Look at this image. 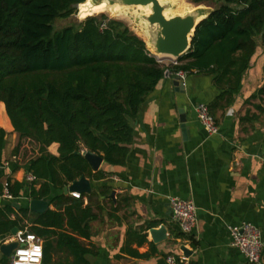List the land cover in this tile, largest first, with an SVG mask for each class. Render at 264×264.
Instances as JSON below:
<instances>
[{
  "label": "trees",
  "instance_id": "trees-1",
  "mask_svg": "<svg viewBox=\"0 0 264 264\" xmlns=\"http://www.w3.org/2000/svg\"><path fill=\"white\" fill-rule=\"evenodd\" d=\"M193 2L220 5L199 22L178 64L164 67L123 22L104 15L54 31V21L74 15L84 0H0V102L19 141L28 140L37 150L27 163L26 172L34 177L27 198L48 200L53 207L36 214L27 207L0 205V236L27 227L42 240V264H92L89 258L97 252L90 244V224L107 203L118 212L121 200L110 198L109 186L79 199L62 193L81 176L96 182L106 178L103 171L93 172L82 153H95L111 166L124 165L133 141L130 122L166 72L211 76L219 90L208 107L212 116L232 103L256 53L257 38L264 48V0ZM245 104L256 112L253 118L264 115V82ZM5 137L0 129V167ZM52 144L58 145V156L47 151ZM25 187L7 178L0 181V197L6 190L17 199ZM155 226L129 231L122 250L141 256L127 245L146 243V230ZM0 264H8L5 256Z\"/></svg>",
  "mask_w": 264,
  "mask_h": 264
},
{
  "label": "crops",
  "instance_id": "crops-1",
  "mask_svg": "<svg viewBox=\"0 0 264 264\" xmlns=\"http://www.w3.org/2000/svg\"><path fill=\"white\" fill-rule=\"evenodd\" d=\"M257 43L239 93L230 105L222 104L213 114L218 126L216 134L210 135L201 127L194 110L198 103L209 107L218 96L211 76L188 74L181 81L182 90H175L174 75L168 73L148 96L138 117L130 122L133 141L124 165L111 166L103 161L97 171L105 172L106 178L90 181L92 191L109 186L114 192L110 198L121 200L118 212H112L107 203L99 219L90 224V244L97 252L96 257L89 258L92 264H167L166 257L181 255V247L191 251L186 257L190 264H248L242 253L231 246L228 231L242 223L259 230L264 264V115L253 118L256 112L245 104L264 82V48L259 40ZM180 112L188 126L185 134ZM0 129L6 133L0 181L5 183L10 178L26 186L17 199L1 196L0 205L18 203L28 208L31 199L27 198L30 183L26 181V168L37 155L36 147L28 140L19 141L2 102ZM24 148H32L35 153L21 164ZM47 151L58 156V145H50ZM170 197L193 201L197 217L194 239L182 235L172 219ZM123 198L129 201L124 202ZM48 209L53 207L48 205ZM149 223L156 226L146 230L147 242L138 246L134 240L127 245L141 256L128 255L122 250L127 248L128 232H142ZM160 226L166 229V238L154 242L149 231ZM7 235L0 236V245ZM1 256L0 253V259Z\"/></svg>",
  "mask_w": 264,
  "mask_h": 264
},
{
  "label": "water",
  "instance_id": "water-1",
  "mask_svg": "<svg viewBox=\"0 0 264 264\" xmlns=\"http://www.w3.org/2000/svg\"><path fill=\"white\" fill-rule=\"evenodd\" d=\"M106 1L107 5H117L120 7H136L144 8L149 7L150 13L145 16V22L149 31V48L147 50L153 56L159 58H172L179 59L187 53L190 48L191 38L194 35L195 29L199 22L207 17L210 11L206 12L204 9H197L187 14L175 15L167 17L166 6L162 5L159 0H101ZM100 1V2H101ZM98 2V3H100ZM97 3V4H98ZM168 76V73H165ZM175 90H182L184 87L183 82L178 80L173 81ZM180 116V123L182 133H187V124L185 116L182 112ZM83 158L87 161L90 168L95 172L99 169L103 162L102 157L99 155L84 151L82 153ZM90 181L81 176L78 180L73 181L70 185L63 187V194L78 193L89 195L91 193ZM114 196V192L111 193V197ZM49 202L47 200L31 199L28 203V209L32 213L42 214L48 209ZM12 206L16 209L20 208L18 203H12ZM19 231L18 228H13L10 232L11 235H15ZM151 239L154 242L164 241L166 238V229L163 226L158 229H151L149 231ZM17 247L16 242H10L8 244L0 245V253L10 258L12 251ZM181 251L185 257L191 255V251L184 247H181Z\"/></svg>",
  "mask_w": 264,
  "mask_h": 264
},
{
  "label": "built area",
  "instance_id": "built-area-1",
  "mask_svg": "<svg viewBox=\"0 0 264 264\" xmlns=\"http://www.w3.org/2000/svg\"><path fill=\"white\" fill-rule=\"evenodd\" d=\"M151 54V53H150ZM152 55V54H151ZM157 62L164 67L177 65V60L172 58H159L154 56ZM168 73V72H166ZM174 79L184 81L186 73L178 71L173 74ZM195 115L201 127L210 135L216 134L218 126L214 117L210 114L209 108L204 103H198L195 106ZM34 180L32 175L26 176V181L31 183ZM73 198L79 199L80 194L71 193ZM4 196L12 199L6 193ZM168 208L174 222L177 223L182 235L190 239L195 238L197 231L196 207L192 200H182L176 197L168 198ZM229 237L231 246L238 249L245 257L248 264H261L262 242L260 232L249 223H242L239 226L229 227ZM16 242L17 247L12 251L10 264H42L43 247L42 240L35 234L27 230H19L15 235H7L2 243L8 244ZM167 264H190L183 255L166 257Z\"/></svg>",
  "mask_w": 264,
  "mask_h": 264
},
{
  "label": "rangeland",
  "instance_id": "rangeland-1",
  "mask_svg": "<svg viewBox=\"0 0 264 264\" xmlns=\"http://www.w3.org/2000/svg\"><path fill=\"white\" fill-rule=\"evenodd\" d=\"M92 4H97L101 0H89ZM162 5L166 6V16L172 17L175 15H185L188 12L195 11L197 9H204L206 12L211 11L214 8H217L220 3L218 2H209L197 5L193 0H159ZM87 0H84V3L76 7V12L69 18L66 19H57L53 23L54 31H60L61 29L74 26L78 27L79 23L84 21L85 18L89 16L100 17L104 15L108 19H114L123 22L131 32L140 37L146 45V48H149V31L147 24L145 22V16L147 15L146 9L136 8V7H120L117 9L112 8H95L89 9L86 6ZM115 8V5H108ZM257 40H259L257 38ZM30 143V142H29ZM32 144V143H31ZM34 146V145H32ZM30 147V146H29ZM32 153H35L32 148H24L20 153V163L24 164L27 160L32 157ZM8 263H10V258H7Z\"/></svg>",
  "mask_w": 264,
  "mask_h": 264
},
{
  "label": "bare ground",
  "instance_id": "bare-ground-1",
  "mask_svg": "<svg viewBox=\"0 0 264 264\" xmlns=\"http://www.w3.org/2000/svg\"><path fill=\"white\" fill-rule=\"evenodd\" d=\"M86 6L89 9H95V8H112V9H117V8H119V6H117V5H115V8H113L112 6H108L107 3H106V1H101L98 4H92L91 1L87 0ZM143 9H146L147 14L150 13L149 7H144Z\"/></svg>",
  "mask_w": 264,
  "mask_h": 264
}]
</instances>
